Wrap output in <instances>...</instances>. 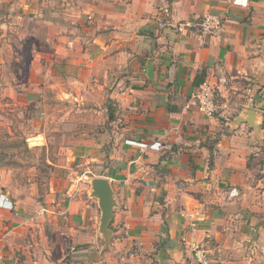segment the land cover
<instances>
[{"label": "crops", "instance_id": "1", "mask_svg": "<svg viewBox=\"0 0 264 264\" xmlns=\"http://www.w3.org/2000/svg\"><path fill=\"white\" fill-rule=\"evenodd\" d=\"M18 2L2 11L13 20L0 23V109L46 108L53 94L75 99L89 123L93 91L117 111L109 132L81 130L71 150L96 174L56 179L46 205L0 190L15 203L0 208V264H198L191 244L211 264H264V0ZM26 11L40 32L24 68L7 29ZM207 12L222 18L221 35L195 31ZM204 81L218 86L211 117L186 107ZM94 177L115 200L108 245Z\"/></svg>", "mask_w": 264, "mask_h": 264}, {"label": "rangeland", "instance_id": "2", "mask_svg": "<svg viewBox=\"0 0 264 264\" xmlns=\"http://www.w3.org/2000/svg\"><path fill=\"white\" fill-rule=\"evenodd\" d=\"M14 3L19 2L0 0V23H11L13 14L2 11L5 6L10 7ZM30 15L28 11L21 14V18L26 19L24 26L17 25V29H7L11 36L9 43H14L13 49H17L23 57L21 62L24 68L28 66V56L33 52V43L40 32L37 30L35 36H32L34 30ZM3 30L4 27L0 28V33ZM46 101V108L41 102L37 108L21 104L14 110H9L13 109L9 107L0 109V190H7L26 201L30 199L34 206L47 204L51 183L56 179L66 180L71 172L74 177L92 176L100 170L96 161L73 158L71 150L82 143L79 142L82 138L76 137L81 130L89 132L91 136L87 139H92L97 133L109 132L117 111L108 96L103 97L102 94L91 91L85 104L88 116L86 120L89 123H82L79 119L81 110L71 102L76 101L75 99L63 100L52 94ZM101 104L106 108L104 111H101ZM44 111H47L46 117ZM38 131L42 135L34 139ZM108 145L105 143L101 146L104 148Z\"/></svg>", "mask_w": 264, "mask_h": 264}, {"label": "built area", "instance_id": "3", "mask_svg": "<svg viewBox=\"0 0 264 264\" xmlns=\"http://www.w3.org/2000/svg\"><path fill=\"white\" fill-rule=\"evenodd\" d=\"M177 28L179 30H182L183 27L181 26V24H179L177 25ZM194 28L195 31L201 35L216 37L221 35L225 31V24L220 16L207 12L202 15L197 23H195ZM215 76L217 77L216 80L218 85H224L226 83V77L223 72V68H221L220 66L216 68ZM217 88L218 86L216 84H212L208 81L202 82L195 89V91L190 94L186 102V107H193L205 116H213L217 110ZM149 147L158 148L159 143H153L149 145ZM238 195L239 191L236 187H232L229 189V197H237ZM0 208L13 210L15 208V203L7 194L0 193ZM45 212L51 211L48 207L43 206L37 213L40 214ZM190 246L192 248L193 257L198 264H211L209 260V253L203 246L198 244H191Z\"/></svg>", "mask_w": 264, "mask_h": 264}, {"label": "water", "instance_id": "4", "mask_svg": "<svg viewBox=\"0 0 264 264\" xmlns=\"http://www.w3.org/2000/svg\"><path fill=\"white\" fill-rule=\"evenodd\" d=\"M252 112H248L245 120ZM90 194L97 198L98 206L100 208L99 231L103 234L106 245L110 242L111 230L109 228V221L112 217V210L115 206L113 198V191L109 181L102 177H94L90 180Z\"/></svg>", "mask_w": 264, "mask_h": 264}]
</instances>
